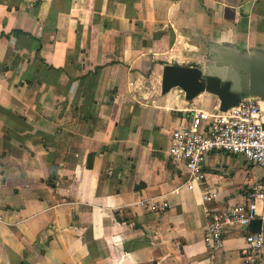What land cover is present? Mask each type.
Instances as JSON below:
<instances>
[{
  "label": "crops",
  "instance_id": "crops-1",
  "mask_svg": "<svg viewBox=\"0 0 264 264\" xmlns=\"http://www.w3.org/2000/svg\"><path fill=\"white\" fill-rule=\"evenodd\" d=\"M225 55L264 111V0H0V264H243L247 231L208 247L207 209L258 179L210 154L203 187L174 195L171 133L219 101L161 94L165 66Z\"/></svg>",
  "mask_w": 264,
  "mask_h": 264
},
{
  "label": "built area",
  "instance_id": "built-area-1",
  "mask_svg": "<svg viewBox=\"0 0 264 264\" xmlns=\"http://www.w3.org/2000/svg\"><path fill=\"white\" fill-rule=\"evenodd\" d=\"M190 123L171 133L167 154L186 172V180L173 191L178 196L182 189H201L205 183L204 166L210 154H227L244 160L250 168L264 169V111L253 96L242 98L240 103L221 112L193 111ZM216 194L206 192L203 201L210 204ZM150 212H160L168 204L154 200L145 201ZM143 204V203H140ZM208 223L203 241L210 248H217L227 228L247 231L244 237L243 264H264V177L250 185L240 203L220 210L207 209ZM261 220L258 232L251 233L249 226Z\"/></svg>",
  "mask_w": 264,
  "mask_h": 264
},
{
  "label": "water",
  "instance_id": "water-1",
  "mask_svg": "<svg viewBox=\"0 0 264 264\" xmlns=\"http://www.w3.org/2000/svg\"><path fill=\"white\" fill-rule=\"evenodd\" d=\"M242 63L240 55H225L216 61V66L209 68L208 72L200 67H180L168 65L163 68L161 78V94L165 95L170 90L178 88L185 96V100L190 102L199 95L206 93L215 96L219 101V111L226 112L232 107L237 106L242 98L254 96L255 91L252 86L240 85L230 74L220 73L217 69L222 67H238ZM247 72L251 73V69ZM245 71L244 77L248 74ZM243 81V80H242ZM241 82V81H240ZM260 96L264 97V86L259 90ZM261 227V220L251 222L249 229L251 233L258 232Z\"/></svg>",
  "mask_w": 264,
  "mask_h": 264
},
{
  "label": "rangeland",
  "instance_id": "rangeland-1",
  "mask_svg": "<svg viewBox=\"0 0 264 264\" xmlns=\"http://www.w3.org/2000/svg\"><path fill=\"white\" fill-rule=\"evenodd\" d=\"M252 179H261L264 177V169L259 168H246Z\"/></svg>",
  "mask_w": 264,
  "mask_h": 264
},
{
  "label": "trees",
  "instance_id": "trees-1",
  "mask_svg": "<svg viewBox=\"0 0 264 264\" xmlns=\"http://www.w3.org/2000/svg\"><path fill=\"white\" fill-rule=\"evenodd\" d=\"M14 34H21L20 32L16 31ZM4 36V35H3ZM88 166H90V164H88Z\"/></svg>",
  "mask_w": 264,
  "mask_h": 264
}]
</instances>
